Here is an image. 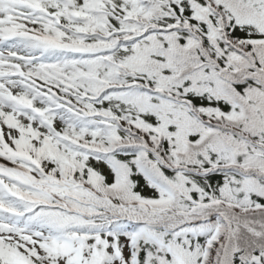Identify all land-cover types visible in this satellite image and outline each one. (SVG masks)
Segmentation results:
<instances>
[{"label":"snow or ice","instance_id":"obj_1","mask_svg":"<svg viewBox=\"0 0 264 264\" xmlns=\"http://www.w3.org/2000/svg\"><path fill=\"white\" fill-rule=\"evenodd\" d=\"M0 264H264V0H0Z\"/></svg>","mask_w":264,"mask_h":264}]
</instances>
